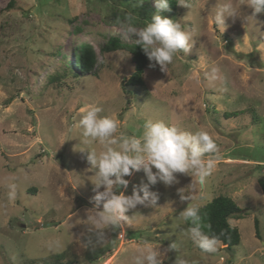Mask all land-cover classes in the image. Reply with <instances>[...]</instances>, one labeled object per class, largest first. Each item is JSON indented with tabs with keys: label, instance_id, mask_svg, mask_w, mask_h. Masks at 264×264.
Masks as SVG:
<instances>
[{
	"label": "rangeland",
	"instance_id": "obj_1",
	"mask_svg": "<svg viewBox=\"0 0 264 264\" xmlns=\"http://www.w3.org/2000/svg\"><path fill=\"white\" fill-rule=\"evenodd\" d=\"M7 2L0 0V264H40L59 252L74 264H135L140 248L164 251L172 244L175 250L161 253L163 264H264V194L258 183L264 178V13L254 15L246 0H233L237 14L218 28L214 16L225 0H189L190 8L177 3L174 14L160 12L190 34L192 48L178 52L167 71L148 60L143 84L132 86L124 84L133 70L131 55L100 52L111 37L135 43L132 33L122 31L125 18L115 17L130 10L115 0H18V9H7ZM149 2L155 7V0ZM84 44L99 54L95 72L48 83ZM89 106L116 119L118 133L126 136H140L147 120L205 130L217 144V152L208 154L216 167L202 186L193 178L190 188L192 177L179 173L177 184L151 186L159 195L157 207L137 206L127 213L128 222L106 229L105 241L97 242L87 221L95 204L94 176L87 151L78 152L102 147L79 141L80 110ZM235 110L241 112L222 117ZM125 179L127 190H119L125 195L147 182L142 171ZM10 183L16 185L13 200ZM181 188L190 201L180 199ZM219 194L243 210L229 220L240 233L232 254L223 244L214 254L203 253L180 218L187 206L200 207ZM56 241L60 245L53 247Z\"/></svg>",
	"mask_w": 264,
	"mask_h": 264
},
{
	"label": "clouds",
	"instance_id": "obj_2",
	"mask_svg": "<svg viewBox=\"0 0 264 264\" xmlns=\"http://www.w3.org/2000/svg\"><path fill=\"white\" fill-rule=\"evenodd\" d=\"M177 3L190 8L189 0H177ZM253 9V14L264 13V0H246ZM157 14L153 15L146 25L137 30L133 26L135 17L129 13L121 22L122 31L135 36V45H139L148 60L150 67L159 66L161 71H167L178 52L188 53L192 48V37L182 29L180 23L173 19L162 17L159 13L170 11L169 0H155ZM233 0H225L218 6L214 22L218 28H224L225 18L234 17L238 12ZM217 70H212L215 74ZM101 108L89 106L80 110L78 127L80 129V144L92 145L99 143L101 149L82 148L78 152L87 151L86 160L92 170V197L94 207L87 212V221L95 232L97 242L106 239L105 230L118 228L122 222H128L127 213L137 206L157 207L159 195L150 190L151 186L162 183L172 186L179 183L177 174L192 177L190 188L195 182L201 186L206 178L211 176L216 167L215 158L208 156L217 152V144L205 130L190 132L181 127L159 120H147L142 125L140 136H126L118 133V121L109 116H100ZM143 172L146 183L142 180L139 186H134L130 195H125L129 180L125 177L134 172ZM8 199L16 198V185H7ZM103 188L101 191L100 189ZM119 191V194H117ZM182 201H190L192 197L178 189ZM180 218L189 225L187 235L203 253L214 254L222 241L217 235H209L205 229L211 228L204 222L197 206H187L180 212ZM59 241L53 247H58ZM176 244L170 245L164 251L146 245L139 249L135 264H163L161 253L173 251ZM175 264H184L182 259Z\"/></svg>",
	"mask_w": 264,
	"mask_h": 264
},
{
	"label": "trees",
	"instance_id": "obj_3",
	"mask_svg": "<svg viewBox=\"0 0 264 264\" xmlns=\"http://www.w3.org/2000/svg\"><path fill=\"white\" fill-rule=\"evenodd\" d=\"M120 6L127 8L132 12L135 17L133 23L144 27L149 22L153 15L157 14V9L151 6L149 0H115ZM170 11H164L168 14H174L177 10V0H169ZM7 9L19 8L18 0H8L6 6ZM117 20L123 19V15L115 14ZM123 50L131 55V62L133 65L132 72L129 73L124 84L132 86H140L143 84V74L148 65V58L139 45L126 44L119 41V39L111 37L108 41L100 46L101 53H107L112 51ZM96 49L90 44H84L78 48L75 53L74 61L70 64L64 62L63 66L55 71L48 77V83H59L67 76L78 77L80 72L94 73L96 66L99 62V56ZM252 118L255 120L256 115L254 111L249 110ZM241 111H224L222 117L227 119L232 116H236ZM212 113L216 114L217 111L212 109ZM213 123L218 125L219 121L213 116ZM215 125V126H216ZM258 183L264 194V178L258 179ZM33 192L35 189H30ZM200 213L204 219V222L211 226L210 230L205 229L209 235H217L220 237L223 245L228 249H233L240 242V233L237 227L232 226L229 222L231 218H238L242 213V208L239 207L235 201L223 194L212 197L202 206L198 207ZM255 229L257 230V221H254ZM186 226L189 225L186 223ZM35 260H31L28 264H35ZM74 260H65V254L59 252L55 255L54 260L42 261L40 264H74Z\"/></svg>",
	"mask_w": 264,
	"mask_h": 264
},
{
	"label": "water",
	"instance_id": "obj_4",
	"mask_svg": "<svg viewBox=\"0 0 264 264\" xmlns=\"http://www.w3.org/2000/svg\"><path fill=\"white\" fill-rule=\"evenodd\" d=\"M226 251H228L229 254H232V252L230 251V249L227 248V246H225Z\"/></svg>",
	"mask_w": 264,
	"mask_h": 264
}]
</instances>
